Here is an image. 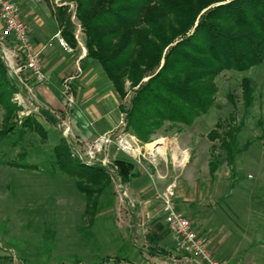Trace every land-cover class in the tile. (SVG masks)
<instances>
[{
    "label": "trees",
    "instance_id": "obj_1",
    "mask_svg": "<svg viewBox=\"0 0 264 264\" xmlns=\"http://www.w3.org/2000/svg\"><path fill=\"white\" fill-rule=\"evenodd\" d=\"M55 18L62 38L71 49L78 48L75 16L81 28L86 58L96 63L123 102L132 93L125 114V131L148 144L166 124L191 127L215 106L218 92L216 79L226 72L246 74L264 64V0H68L69 6L41 0ZM244 109L254 104L252 80L241 82ZM20 92L16 80L0 59V107L5 112V127L0 142L9 139L17 129L13 122L22 107L13 101ZM235 107L233 98L228 96ZM52 126L56 117L39 109ZM18 128L17 147L24 139L29 123L46 141L48 130L34 116ZM227 127V128H226ZM217 124L208 139L219 142L220 150L234 157L240 128ZM215 149V148H214ZM50 162L74 182L86 201L84 217L94 223L111 206L116 193L114 177L100 163L88 164L66 138L60 137L49 151ZM23 170L37 166L7 162ZM113 165L127 184L139 176L129 159L117 158ZM219 162L210 163L213 177ZM148 254L161 253L159 241L148 237Z\"/></svg>",
    "mask_w": 264,
    "mask_h": 264
},
{
    "label": "rangeland",
    "instance_id": "obj_2",
    "mask_svg": "<svg viewBox=\"0 0 264 264\" xmlns=\"http://www.w3.org/2000/svg\"><path fill=\"white\" fill-rule=\"evenodd\" d=\"M52 4L69 6V13L74 15L72 2L52 0ZM42 6L48 8L44 2ZM71 21L77 24L75 16ZM75 34L77 43H82L81 31L77 29ZM244 77L252 80L255 89L254 104L248 111L244 109L242 97ZM102 80L108 82L104 75ZM216 84V103L207 115L182 131L166 124L151 137L148 145L161 139L160 148L164 151L165 144L175 142L178 135L179 147H185L190 153L189 171H210V163L218 161V182L222 181L229 189L235 183L239 187H253L258 201L253 199L251 209H245L247 212L242 219L245 231L241 233L240 228L225 224L221 236L226 238V247L215 257L225 264H264V64L246 74L223 73ZM131 97L132 93L128 92L127 98L119 104L128 108ZM13 101L19 103L16 94ZM20 104L23 109L13 121L17 129L9 139L0 142V264H158L147 252L146 229L139 232L135 228L136 220L115 187L112 205L106 206L94 223L84 217V196L75 189L74 182L50 162L49 151L59 139L50 125L46 127L49 133L46 141H42L32 128L33 123H29L21 143L17 147L12 145L24 121L33 122L34 116L39 118L38 109L28 102ZM116 114L119 124H126V116L120 109ZM4 117L5 112L0 107V131L5 127ZM39 120L45 122L41 117ZM90 123L94 124L95 120L85 121V124ZM217 124L225 127L231 124L241 130L233 159L220 150L219 142L208 139ZM84 151L85 147L80 146L79 154L86 159ZM109 156L112 161L111 150ZM7 162L37 166V170H23ZM169 166L171 169V164Z\"/></svg>",
    "mask_w": 264,
    "mask_h": 264
},
{
    "label": "crops",
    "instance_id": "obj_3",
    "mask_svg": "<svg viewBox=\"0 0 264 264\" xmlns=\"http://www.w3.org/2000/svg\"><path fill=\"white\" fill-rule=\"evenodd\" d=\"M15 1L28 25L33 46L42 52L43 69L50 78L48 83L42 85L31 83L32 98L38 109L56 117L58 125H50L40 114L39 118H43L45 122L38 118L39 122L44 124L45 128L50 125L59 134V138H66L78 151L80 146L85 147L97 136L125 127V124H119L120 120L116 114L120 108V98L109 82L102 80L100 67L85 59L87 51L83 43L79 42V47L72 49V52L65 50L56 39L60 28L51 11L42 6L41 0ZM75 26L79 31V25ZM65 84L70 85L75 98V105L71 108H68L63 95ZM89 118L95 120V123L85 124ZM66 126L69 127L68 137L63 134ZM177 136L175 142H169L164 147L169 164L161 161L160 166L156 168L145 161L141 165L134 162L139 176L127 184L121 177L119 179L128 195L124 204L136 220L135 228L139 229V232L142 228L146 229L147 240L149 235H154L159 241L161 253L158 256H150L155 258L158 264H202L196 257L176 251L174 239L165 222L162 202L156 196L157 192H163L172 183L176 185L175 209L191 222L198 234L208 239L214 256L226 247V238L221 236L225 224H232L243 233L245 230L242 227V219L247 212L245 209L249 211L253 199H257L253 187H239L235 183L229 189L221 183L222 181L218 182L217 173L212 177L210 171H189L192 163L190 153L185 147H179ZM171 152L185 160V166L179 172L176 171L180 167L171 164ZM111 155L113 162L119 157L114 148L111 149Z\"/></svg>",
    "mask_w": 264,
    "mask_h": 264
},
{
    "label": "built area",
    "instance_id": "obj_4",
    "mask_svg": "<svg viewBox=\"0 0 264 264\" xmlns=\"http://www.w3.org/2000/svg\"><path fill=\"white\" fill-rule=\"evenodd\" d=\"M78 27V32H80L81 28ZM0 28V59L6 66L10 77L16 80L19 85L20 92L16 94L18 104L21 106L20 103L25 105L28 102L30 106L38 109L33 103V86L30 81L36 85H42L48 83L50 78L43 69L42 52L33 46L28 25L22 18L20 7L15 0H0ZM56 39L62 48L72 52L61 33L56 36ZM26 74L28 78L24 77ZM63 95L68 108L75 105V98L69 84H65ZM63 134L65 137L69 134L68 126L63 129ZM157 142L149 145L142 144L135 135L126 132L123 127L121 130L115 129L99 135L91 143L86 144L84 151L86 159H83L88 164L100 163L113 175L116 192L124 202L128 195L117 175L118 168L108 158L109 151L114 148L118 155H123L138 165L145 161L158 168L161 161L166 164L169 162H167L166 149L164 148V151L161 152L158 149L160 145H156ZM101 156L103 158L99 159ZM170 160L172 166H185V160L172 152ZM175 189L176 185L172 183L163 192H157L156 196L162 202L165 222L174 239L176 251L194 256L202 264H225L214 256L208 239L198 234L193 229L191 222L175 209Z\"/></svg>",
    "mask_w": 264,
    "mask_h": 264
},
{
    "label": "bare ground",
    "instance_id": "obj_5",
    "mask_svg": "<svg viewBox=\"0 0 264 264\" xmlns=\"http://www.w3.org/2000/svg\"><path fill=\"white\" fill-rule=\"evenodd\" d=\"M160 144H162V142L161 141H158L157 143H156V145H160ZM154 146V145H153ZM152 147V146H151ZM164 147V146H163ZM161 152H163L161 149L162 148H158Z\"/></svg>",
    "mask_w": 264,
    "mask_h": 264
}]
</instances>
